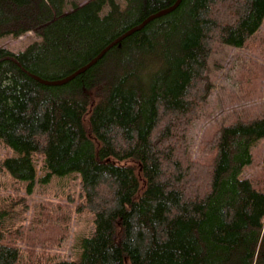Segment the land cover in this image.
<instances>
[{
	"label": "trees",
	"instance_id": "obj_1",
	"mask_svg": "<svg viewBox=\"0 0 264 264\" xmlns=\"http://www.w3.org/2000/svg\"><path fill=\"white\" fill-rule=\"evenodd\" d=\"M176 0H0L1 166L33 181L74 172L94 215L79 259L55 264H264V176L243 177L264 117L236 118L193 159L186 134L209 94L215 43L246 47L264 24V0H181L115 44L95 65L51 85ZM0 209V264H19Z\"/></svg>",
	"mask_w": 264,
	"mask_h": 264
},
{
	"label": "rangeland",
	"instance_id": "obj_2",
	"mask_svg": "<svg viewBox=\"0 0 264 264\" xmlns=\"http://www.w3.org/2000/svg\"><path fill=\"white\" fill-rule=\"evenodd\" d=\"M83 4L86 0H68ZM122 1V0H119ZM38 37H0V46L26 49ZM211 83L208 96L189 124L186 140L193 159L211 162L214 149L206 147L216 129L236 118L264 117V24L246 47L215 43L207 62ZM254 160L242 172L253 179L264 176V140L253 146ZM11 150L0 141V209L11 211L4 241L20 248L19 264H55L77 260L79 239L94 230V215L84 206L80 178L74 172L47 175L40 166L33 181L15 179L1 166Z\"/></svg>",
	"mask_w": 264,
	"mask_h": 264
},
{
	"label": "water",
	"instance_id": "obj_3",
	"mask_svg": "<svg viewBox=\"0 0 264 264\" xmlns=\"http://www.w3.org/2000/svg\"><path fill=\"white\" fill-rule=\"evenodd\" d=\"M180 2H181V0H176L175 3L172 4L171 6L165 8V9L159 11V12H156V13L150 15V16H148L140 24L135 25L134 27L130 28L129 30H127L126 32H124L123 34H121L120 36H118L112 42H110L105 48H103L101 50V52L97 56H95L87 64H85L84 66L80 67L75 72H73L72 74L66 76L65 78L60 79V80H56V81H46V80L41 79L38 76H34V78L37 79V80H39L40 82H43L45 84H51V85L64 84V83L70 81L71 79L75 78L79 74L85 72L87 69H89L90 67H92L93 65H95L115 44L119 43L122 39H124L127 36L131 35L135 31L142 29L146 24H148L153 19L158 18L160 16H163V15H165L167 13L172 12L173 10H175L178 7V5L180 4Z\"/></svg>",
	"mask_w": 264,
	"mask_h": 264
}]
</instances>
